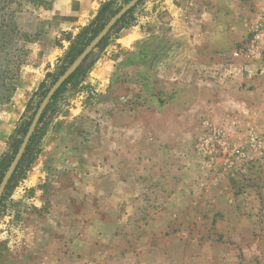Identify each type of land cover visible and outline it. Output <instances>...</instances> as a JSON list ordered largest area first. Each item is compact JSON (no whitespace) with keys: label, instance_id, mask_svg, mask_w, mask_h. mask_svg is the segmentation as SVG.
<instances>
[{"label":"rangeland","instance_id":"1","mask_svg":"<svg viewBox=\"0 0 264 264\" xmlns=\"http://www.w3.org/2000/svg\"><path fill=\"white\" fill-rule=\"evenodd\" d=\"M131 1L0 0V184ZM69 78L0 197V264H264V0H139Z\"/></svg>","mask_w":264,"mask_h":264},{"label":"water","instance_id":"2","mask_svg":"<svg viewBox=\"0 0 264 264\" xmlns=\"http://www.w3.org/2000/svg\"><path fill=\"white\" fill-rule=\"evenodd\" d=\"M139 0H132L129 2L114 18H112L109 23L103 28V30L96 36V38L85 48V50L81 53V55L75 60V62L71 65V67L58 79V81L54 84V86L49 90L43 101L41 102L33 120L32 123L24 137V140L19 147L11 165L9 166V169L7 170L1 184H0V197L3 193V190L13 173L18 161L20 160L24 149L30 139V136L39 120V117L44 110L45 106L47 105L49 99L51 96L58 90V88L69 78V76L80 66L82 61L86 58V56L89 54V52L95 48V46L102 40V38L106 35V33L111 29V27L115 24V22L121 18L129 9H131Z\"/></svg>","mask_w":264,"mask_h":264},{"label":"trees","instance_id":"3","mask_svg":"<svg viewBox=\"0 0 264 264\" xmlns=\"http://www.w3.org/2000/svg\"><path fill=\"white\" fill-rule=\"evenodd\" d=\"M99 32V30H95L94 31V33H93V36H92V38H90V40H89V42L97 35V33ZM18 39H19V41H21L22 43H24V42H28V39H26V36H23V35H19V37H18ZM88 44V43H87ZM86 44V45H87ZM86 45H84V46H82L83 48H81V49H77L76 47H73V48H71L69 51H68V53H67V55H70V57H71V60H73L74 58H76L81 52H82V50L84 49V47L86 46ZM15 64V63H14ZM21 64L20 63H17L16 64V66H15V69H16V71H17V69L19 68V66H20ZM82 67V66H81ZM81 67L69 78V80L71 79V78H73L74 77V75H76L79 71H80V69H81ZM1 87H5V90H7L6 89V84L5 83H2L1 84ZM9 91V90H8ZM8 93H5V92H3V94H1V97H0V105H2V104H5V103H7L8 101H9V99H10V94L9 95H7ZM8 188V186L5 188V190Z\"/></svg>","mask_w":264,"mask_h":264}]
</instances>
